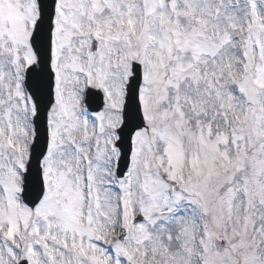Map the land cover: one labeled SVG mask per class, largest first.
<instances>
[{
	"label": "snow or ice",
	"instance_id": "snow-or-ice-1",
	"mask_svg": "<svg viewBox=\"0 0 264 264\" xmlns=\"http://www.w3.org/2000/svg\"><path fill=\"white\" fill-rule=\"evenodd\" d=\"M0 264H264V0H0Z\"/></svg>",
	"mask_w": 264,
	"mask_h": 264
}]
</instances>
